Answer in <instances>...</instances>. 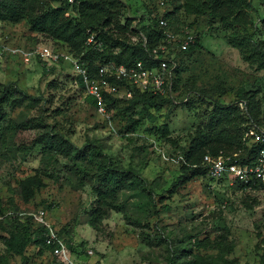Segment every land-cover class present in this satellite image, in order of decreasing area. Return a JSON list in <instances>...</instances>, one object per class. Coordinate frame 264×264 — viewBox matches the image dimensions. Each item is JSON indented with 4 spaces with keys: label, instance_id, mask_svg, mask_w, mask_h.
I'll use <instances>...</instances> for the list:
<instances>
[{
    "label": "rangeland",
    "instance_id": "obj_1",
    "mask_svg": "<svg viewBox=\"0 0 264 264\" xmlns=\"http://www.w3.org/2000/svg\"><path fill=\"white\" fill-rule=\"evenodd\" d=\"M124 1L138 26L175 8L170 29L200 38L201 48L183 59L179 103L156 110L121 101L103 116L68 60L46 65L38 56L0 53V82L10 88L0 109V264L18 263L20 224L35 230L45 226L41 220L81 250L85 243L86 253L73 252L80 264H264V190L199 175L179 179L196 138L206 143L194 144L200 151L227 148L244 129L264 127V70L227 42L236 27L177 9L182 0ZM68 14L79 13L70 7ZM256 39L264 42V31ZM0 41L72 55L87 49L80 37L36 30L30 16L0 19ZM19 89L36 99H21ZM245 199L258 205L248 209ZM224 225L234 245L230 254L194 245L227 233ZM27 248L49 261L43 244Z\"/></svg>",
    "mask_w": 264,
    "mask_h": 264
},
{
    "label": "trees",
    "instance_id": "obj_2",
    "mask_svg": "<svg viewBox=\"0 0 264 264\" xmlns=\"http://www.w3.org/2000/svg\"><path fill=\"white\" fill-rule=\"evenodd\" d=\"M54 1H60V5L48 8V4ZM29 2L30 0H0V19H21L25 16H30L33 27L36 30L46 31L53 29L61 33H69L72 38H82V44H86V51L83 54H73L75 57L80 58L93 77L98 74V64L116 62L131 66L138 61H143L149 67L156 65L158 59L155 58L153 51L159 48L166 39V28L160 25V19L165 18L168 21V17L175 12V8H173L163 16L157 14L153 17L150 24L138 26L135 23V19L130 16L129 5L124 0H74L73 2H70V0H37L35 5H30ZM225 4H227V8L225 10L221 9ZM260 5H263L262 9ZM70 7L78 11V16L68 14ZM177 9L195 16L210 15L213 19H220L228 29L236 27V30H232L233 32L227 36V42L230 46L240 50L244 61L257 69L264 70V42L256 39L257 33L264 31V0H182ZM248 10H251L256 15L257 21L252 16H249ZM168 24L167 28L173 27L170 21H168ZM179 29L177 28L175 31H179ZM91 36H93V40L89 42ZM100 44L101 46H99ZM200 48L201 41L197 37L195 43L191 44L187 50H179L174 54V50L171 49V55L174 54V59L178 61L172 94H155L142 91L136 86L128 85V89L132 91L131 97L120 96L119 94H107L106 102L108 109L116 108L121 101H128L131 104L150 105L156 110L161 109L167 104L172 106L177 105L179 103L178 97L181 94V86L183 85L182 87H184L185 85L182 84L183 59ZM75 79L81 88L85 89L82 78L76 75ZM0 86H3L0 94L1 109L3 104L8 103L10 99V88L8 84L2 82H0ZM19 92L23 100L36 99L35 96L28 94L24 90L19 89ZM88 98L91 99V102L95 103L92 96ZM221 108L228 110L230 106H222ZM129 109L130 106L120 109V111ZM139 119H135L134 122H139ZM244 132L245 129L241 133L238 142L229 143L227 148L213 147L200 151L194 147V144L203 147L206 143L196 138L190 149L185 152V160L181 166L182 174H180L179 179L197 175L209 178L207 167L203 163L206 154L216 156L220 153L234 154L241 152V158L244 163H253L256 159V146L249 147L245 144L243 141ZM163 134L165 136L170 135L169 125L165 124L163 126ZM88 141L90 144L92 143L91 140ZM109 162L108 160L107 163ZM107 168L106 171L108 173L113 171L109 166ZM127 173L134 178L141 177L134 169H129ZM209 180L213 181L210 178ZM235 185L243 190L249 188L264 190V185L259 183L247 184L238 182ZM244 203L248 209H253L258 205L256 199H254L252 204L246 199ZM225 226L221 228L227 231L228 229ZM20 233L21 240L18 242V246H16V252L19 256L18 262L35 260L39 264H43L44 262L42 263L34 257V253L30 254L27 252V246L38 247L39 244H43L44 247L49 248L45 239L46 227L41 225L32 230L28 224L21 223ZM66 242L73 252L79 255L85 252V248H83L85 247V243L82 242L80 244L81 250L68 240ZM194 245L204 250L219 249L225 255L230 254L234 249V245L229 239L228 231L227 233L220 234L215 239H211L210 237L196 239ZM54 263L56 264V261ZM44 264H50V261Z\"/></svg>",
    "mask_w": 264,
    "mask_h": 264
},
{
    "label": "built area",
    "instance_id": "obj_3",
    "mask_svg": "<svg viewBox=\"0 0 264 264\" xmlns=\"http://www.w3.org/2000/svg\"><path fill=\"white\" fill-rule=\"evenodd\" d=\"M160 25L165 27V42L153 51L158 63L153 66H147L143 61L128 66L109 62L107 64H98V74L93 77L89 70L82 63L80 58L65 52L54 51L47 45H37L31 49L23 47H12L0 41V53L24 56L26 58L38 56L46 65H51L61 60H68L73 71L82 78L85 90L92 96L97 104V109L101 115L107 114V94H119L120 96L131 97L132 91L128 85L136 86L142 91H148L155 94H172L178 61L171 55V49L178 46L180 50H187L189 46L196 41L192 34H182V31H172L168 27V21L165 18L160 19ZM93 36L89 38V42ZM101 46V44L99 45ZM162 52V53H161ZM122 84H120V83ZM243 141L249 147L256 146V159L253 163H244L241 158V152L234 154L210 155L204 156V165L207 167L208 177L213 181H229L231 184L259 183L264 185V128L252 127L244 132ZM45 227L46 244L49 246L50 264H80L77 256L62 239L57 230H54L49 224L41 220ZM88 253H92L88 250ZM17 264H39L35 260L20 261Z\"/></svg>",
    "mask_w": 264,
    "mask_h": 264
}]
</instances>
